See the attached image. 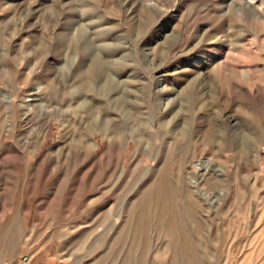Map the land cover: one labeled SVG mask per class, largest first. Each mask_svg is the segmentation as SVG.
Returning a JSON list of instances; mask_svg holds the SVG:
<instances>
[{
	"label": "rangeland",
	"instance_id": "rangeland-1",
	"mask_svg": "<svg viewBox=\"0 0 264 264\" xmlns=\"http://www.w3.org/2000/svg\"><path fill=\"white\" fill-rule=\"evenodd\" d=\"M108 45L121 65L103 94L83 63ZM168 96L177 146L160 132ZM109 120L129 146L91 128ZM222 131L224 179L190 205L182 184ZM163 176L173 203L147 211ZM0 264H264V0H0Z\"/></svg>",
	"mask_w": 264,
	"mask_h": 264
},
{
	"label": "bare ground",
	"instance_id": "bare-ground-1",
	"mask_svg": "<svg viewBox=\"0 0 264 264\" xmlns=\"http://www.w3.org/2000/svg\"><path fill=\"white\" fill-rule=\"evenodd\" d=\"M252 1H255V0H252ZM260 8H263L262 4L260 5ZM75 28H73V29H75ZM74 31H75V34H77V36H78L76 38L77 40L78 39L82 40L87 35V30L86 31H82V30L80 31V29H75ZM114 33L115 32H114L113 28H111L110 31L108 32L109 35H114ZM92 35L94 36L92 38V40H93L96 38L97 35L95 32H93V34H91V36ZM77 40H75V41H77ZM87 44H89V43H87ZM79 47H80V45H79ZM106 47H109V45ZM110 47L105 48V49H107L106 53H105L106 54L105 57H102L98 54H93L90 60H88V61L85 60V62L83 63L90 70L89 72H90V74H92V76L96 75L97 78L100 79V84L98 83L99 84L98 88H100V91H103V94H104V92L110 91L111 88L114 87V83L116 81V76L119 72L118 65H121L120 61L115 58L116 54L114 53V50L110 49ZM225 47H226V43H223L221 45L220 51H218V53L223 54L225 56V58H227V57H229V54L227 53L226 50H224ZM97 48H100V46L98 45ZM87 49L89 50L90 47H88ZM225 58H223V59L219 58L221 60L219 62V68L223 71L233 73L235 71V69L232 67V65ZM92 68H94L96 70L95 74H93L91 72ZM96 76L94 78H96ZM89 79H91V78H89V77L88 78H82V84L87 83L88 88H90V86L92 85V82H91L92 80L90 81ZM36 85H37L38 89L34 90V94L41 91L40 84H36ZM107 95H109V94H107ZM160 104L163 105V107H164V108H162L163 109L162 111H161V109L159 110L160 113L163 114V112L165 110V111L169 112L167 117H169V116L171 117L172 114H175L174 116H177L176 115L177 110L174 106V103L173 104L171 103L169 96L166 99H164L163 97L158 99L157 106H159ZM26 109H27V111L25 110L26 111L25 115H27L31 111L30 108L29 109L26 108ZM98 118L99 117L97 116L96 119H94V121L97 120V122H98ZM176 118L177 117H171L170 119L167 118L168 120L163 119L160 122V130H161L160 132H161L162 136L164 138H169V140L172 141L174 146L175 145L177 146L179 138L183 136V135H178V127H177L178 125H177ZM94 121H93V123H91V128H94V125L95 126L98 125V133H101L104 135L106 142H107V145H106L107 148H113L116 145L117 141H119L121 143L127 142L128 146H129L130 138L127 137L126 134L124 132H122V130L118 129V127L111 120H109L103 124H101V123L97 124ZM218 121H222L221 118ZM225 133H226V131H224V132L222 131L220 133H214V135H212V137L207 142H203L204 146L206 147V150H209L212 153L211 154L212 157L206 158V159L201 160L200 162L194 164V166L192 167L193 172H191V173L188 172L190 175L188 178H190L192 180V184L195 187L191 188L189 186V184L188 185L182 184V187H183L182 190L184 192L183 199L186 202H188L190 205L198 204L201 202V200H204V201L206 200L210 204L213 203V197L211 195L207 194V192H204L203 190H201L200 188L204 184H207V183L213 182V181L221 183L222 180L224 179V175H222V173L220 174V171L218 170L219 168L221 169L223 166L221 164L217 165L218 162H217L216 158H218V157L220 158V155L222 153V147L225 144L224 140H226V138L223 140L221 138L222 137L221 135L224 136ZM131 139L135 140L138 144L137 145L138 147L136 150L138 155L140 153L141 154H144V153L148 154L149 153V149L152 147V140H151V138H149L147 136L146 133L144 134V127L139 126L138 130H134L132 132V138ZM233 140H234V142L239 144L240 149H243L245 147V142H244L243 136L238 135ZM144 144H146V146ZM86 146L90 150L92 155H95V150L97 148H99L98 143H93V144L89 143ZM256 158H258V156ZM167 169H168V167H167ZM180 183H181V177H180ZM193 188H194V190H193ZM177 192L178 191L176 190L175 186L172 184L171 179H168L165 176L161 177L157 181V184H155V186L152 187V190L147 192V195L145 196V198L143 200V205L145 207V210H147V211L150 210L152 205H154L157 201H160L161 199L164 201H168V202L170 201L171 203H173L174 196L176 195ZM181 199H182V195H181ZM169 214H173V215L175 214V209L173 208V206H171V204L168 207V210L165 213V215H169ZM168 224H170L171 227L175 228L176 225H178V220H173V219L170 220V218H168ZM178 230H180V229H178Z\"/></svg>",
	"mask_w": 264,
	"mask_h": 264
}]
</instances>
